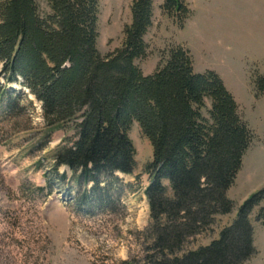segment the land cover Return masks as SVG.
Instances as JSON below:
<instances>
[{
	"label": "trees",
	"instance_id": "16d2710c",
	"mask_svg": "<svg viewBox=\"0 0 264 264\" xmlns=\"http://www.w3.org/2000/svg\"><path fill=\"white\" fill-rule=\"evenodd\" d=\"M155 0H133L132 21L120 47L98 48L99 0H50L42 16L37 0H0V76L21 81L42 104L52 127L74 123L75 137L55 152V168L81 171L85 181L133 174L136 148L129 131L138 121L153 145L145 188L150 221L139 264H243L255 253L250 215L264 189L239 207L236 217L207 244H190L232 212L235 183L254 133L222 78L196 72L190 51L176 45L145 75L136 59L147 54ZM163 13L185 25V0H163ZM264 94V76L256 80ZM125 264H129L125 262Z\"/></svg>",
	"mask_w": 264,
	"mask_h": 264
},
{
	"label": "rangeland",
	"instance_id": "374dc122",
	"mask_svg": "<svg viewBox=\"0 0 264 264\" xmlns=\"http://www.w3.org/2000/svg\"><path fill=\"white\" fill-rule=\"evenodd\" d=\"M191 14L163 13L155 0L153 23L145 35L147 54L136 64L152 74L176 45L192 54L196 72L215 71L235 97L254 133L228 196L232 212L218 215L212 229L190 246L209 243L232 222L241 204L264 189V94L256 80L264 76V0H185ZM133 0H99L98 48L102 55L120 47L124 27L132 21ZM42 16L50 0H37ZM2 64H0V71ZM136 148L133 174L100 176L85 181L81 171L55 168L54 155L65 139L75 137L74 123L52 127L42 104L21 81L0 76V264H139L143 230L150 221L145 188L153 145L138 121L129 131ZM264 206V202L262 203ZM250 220L264 238L257 221Z\"/></svg>",
	"mask_w": 264,
	"mask_h": 264
},
{
	"label": "crops",
	"instance_id": "0c3cea01",
	"mask_svg": "<svg viewBox=\"0 0 264 264\" xmlns=\"http://www.w3.org/2000/svg\"><path fill=\"white\" fill-rule=\"evenodd\" d=\"M254 245L256 247V253L243 264H264V238L260 234H257L256 231L254 233Z\"/></svg>",
	"mask_w": 264,
	"mask_h": 264
}]
</instances>
